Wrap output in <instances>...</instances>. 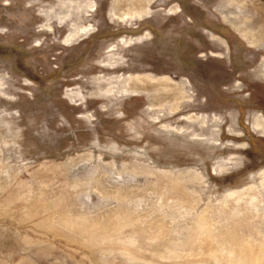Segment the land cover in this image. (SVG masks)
<instances>
[{
  "label": "rangeland",
  "instance_id": "374dc122",
  "mask_svg": "<svg viewBox=\"0 0 264 264\" xmlns=\"http://www.w3.org/2000/svg\"><path fill=\"white\" fill-rule=\"evenodd\" d=\"M0 264H264V0H0Z\"/></svg>",
  "mask_w": 264,
  "mask_h": 264
},
{
  "label": "crops",
  "instance_id": "0c3cea01",
  "mask_svg": "<svg viewBox=\"0 0 264 264\" xmlns=\"http://www.w3.org/2000/svg\"><path fill=\"white\" fill-rule=\"evenodd\" d=\"M216 36V35H215Z\"/></svg>",
  "mask_w": 264,
  "mask_h": 264
}]
</instances>
